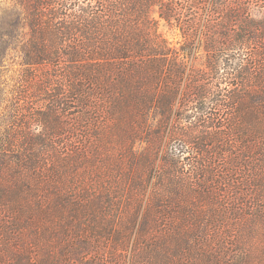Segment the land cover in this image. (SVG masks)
I'll return each instance as SVG.
<instances>
[{
  "label": "trees",
  "instance_id": "1",
  "mask_svg": "<svg viewBox=\"0 0 264 264\" xmlns=\"http://www.w3.org/2000/svg\"><path fill=\"white\" fill-rule=\"evenodd\" d=\"M0 264H264V0H12Z\"/></svg>",
  "mask_w": 264,
  "mask_h": 264
},
{
  "label": "rangeland",
  "instance_id": "2",
  "mask_svg": "<svg viewBox=\"0 0 264 264\" xmlns=\"http://www.w3.org/2000/svg\"><path fill=\"white\" fill-rule=\"evenodd\" d=\"M12 0H0V18L3 13L10 8ZM159 33L163 35L173 46L180 48V45L183 43L181 33L175 28H171L164 20L159 22ZM193 65L197 68H204L206 64V54L203 51H200L197 55L193 56L190 60V65Z\"/></svg>",
  "mask_w": 264,
  "mask_h": 264
}]
</instances>
